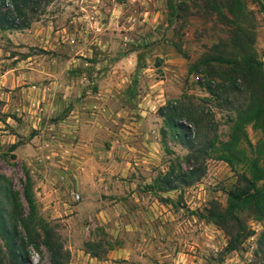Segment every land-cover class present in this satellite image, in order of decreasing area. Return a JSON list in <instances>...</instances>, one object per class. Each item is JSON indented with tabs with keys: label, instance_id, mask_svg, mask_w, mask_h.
<instances>
[{
	"label": "rangeland",
	"instance_id": "374dc122",
	"mask_svg": "<svg viewBox=\"0 0 264 264\" xmlns=\"http://www.w3.org/2000/svg\"><path fill=\"white\" fill-rule=\"evenodd\" d=\"M26 18L28 28L0 29V264H52L46 240L59 264H264V215L237 212L247 236L230 251L208 216L227 207L252 158L264 165V113L243 112L235 129L252 96L264 100L259 2L40 0ZM253 60L260 73L229 75L232 61ZM50 72L74 79L50 86ZM73 103L96 117L98 146H38ZM170 105L201 122L183 116L179 135L161 115ZM2 229L15 231L16 256Z\"/></svg>",
	"mask_w": 264,
	"mask_h": 264
},
{
	"label": "trees",
	"instance_id": "16d2710c",
	"mask_svg": "<svg viewBox=\"0 0 264 264\" xmlns=\"http://www.w3.org/2000/svg\"><path fill=\"white\" fill-rule=\"evenodd\" d=\"M1 6L4 3V0H1ZM12 10H9L8 8L6 11H0V29L2 30H20L24 28H28L30 22L26 18V13L28 10H34L35 7H37V4L40 0H10ZM209 1V0H207ZM229 1L230 0H226ZM261 6V8L264 10V0H257ZM229 9L231 6H229ZM231 11V10H230ZM233 24V23H232ZM214 61H220V62H229L228 60H223L222 58H215ZM233 64H235L233 70L228 71L229 75H235L240 74L242 77H246L247 73L253 68L256 67L255 60L251 61V63H247L245 61H242V65L240 63H235V61H232ZM258 66V63H257ZM254 72L260 73V70L258 67H256L253 72L250 73L254 74ZM220 86L224 87V84L222 83ZM214 88H217L219 90V86L216 87V85L208 84L206 86L207 91L213 95ZM252 88L255 90L254 86ZM262 88V94H264V84H261ZM258 92H256L255 95H253V100L249 101L246 108L244 110H241L238 114V121L236 124V131L240 132L241 125L242 124V116L243 112H249L248 114L252 113L256 115L257 118H259L264 113V100L261 99V97L257 96ZM218 99H221L220 96H217ZM227 103L229 102L227 98H225ZM161 115L167 120L168 124L171 126L172 129H176L177 133L179 135L185 136L188 133L187 132H181L183 129V124L179 121L183 116H186L190 118L192 116L193 120L196 123H200L202 118H194L192 115L191 108H185L184 106H173L170 105V107L161 108ZM190 116V117H189ZM184 134V135H183ZM186 138H184L185 140ZM187 145L190 147L195 146L193 143L194 141L188 138ZM233 142L235 144L238 143L240 139V135L236 134L232 137ZM231 142L223 143V146L221 148V151H223V155L221 156V159L225 160L228 163L230 162L229 156L231 157L232 149L235 146H230ZM202 146H208V148L214 147V142L211 140H207L205 145ZM15 147V145L13 146ZM207 148H200L198 149L199 152L206 151ZM200 170V167H196L194 173V177H198L200 174L198 173ZM243 178V184L238 185L233 190L229 191L228 193V201H227V207L221 211L216 212L214 210H208V216L209 218L216 223L217 225L221 226L228 236L230 237L228 240V243L224 249V251H230L234 249L235 243L238 242L240 239H244L247 236V230L244 227V225L241 223V219L239 218V215L237 214L238 211L243 210L248 207H253V211L255 212L256 217H260L264 215V165L260 163L259 159L252 158L250 163V169H249V177L245 174L242 176ZM166 185V189H175L177 188V185H175L172 181L164 182ZM186 184L188 182H185ZM25 196L27 199L28 204L32 207V201L30 197L27 195V192L25 191ZM2 233L4 234L3 238L7 242L8 246L10 247V250L13 254V256H16L18 253V247L16 244V241L14 240L16 237L15 231L10 232L9 230L2 229ZM44 237L47 238V232L44 231ZM47 248L50 250L51 253V262L52 264H59L58 262V254L56 252H53V248L49 241H45ZM259 243L263 244L264 247V232L261 234Z\"/></svg>",
	"mask_w": 264,
	"mask_h": 264
},
{
	"label": "crops",
	"instance_id": "0c3cea01",
	"mask_svg": "<svg viewBox=\"0 0 264 264\" xmlns=\"http://www.w3.org/2000/svg\"><path fill=\"white\" fill-rule=\"evenodd\" d=\"M47 28L40 30L39 33L47 34ZM63 29H58L57 31H53V28L48 31L49 36H54L55 34H61ZM31 57L27 58L29 61ZM29 63H36V59L34 58ZM13 68L8 69V71H12ZM55 72H50V78H52L49 83L50 86L53 85H64L69 86V81H73L74 77H67L60 75L56 77ZM4 76V74H0V78ZM78 79V78H77ZM68 93L65 94V101H69V97H67ZM74 107L67 113L63 119H61V126L52 125L51 128H45L42 130V133L47 136V138L38 139L36 144L38 146H98V127L96 126L97 121L96 117L88 116L91 113L78 112V103H73ZM86 104V103H85ZM89 104V103H87ZM141 104V103H140ZM46 105V104H45ZM144 111H140L143 113ZM51 113L46 112L38 115L36 119H45L49 118ZM36 123V122H35ZM36 127V126H35Z\"/></svg>",
	"mask_w": 264,
	"mask_h": 264
},
{
	"label": "built area",
	"instance_id": "2783aa9c",
	"mask_svg": "<svg viewBox=\"0 0 264 264\" xmlns=\"http://www.w3.org/2000/svg\"><path fill=\"white\" fill-rule=\"evenodd\" d=\"M76 198H79V195H77Z\"/></svg>",
	"mask_w": 264,
	"mask_h": 264
}]
</instances>
